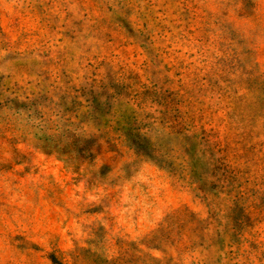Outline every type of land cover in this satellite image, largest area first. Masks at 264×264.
Returning <instances> with one entry per match:
<instances>
[{
	"label": "rangeland",
	"instance_id": "obj_1",
	"mask_svg": "<svg viewBox=\"0 0 264 264\" xmlns=\"http://www.w3.org/2000/svg\"><path fill=\"white\" fill-rule=\"evenodd\" d=\"M0 264H264V0H0Z\"/></svg>",
	"mask_w": 264,
	"mask_h": 264
}]
</instances>
